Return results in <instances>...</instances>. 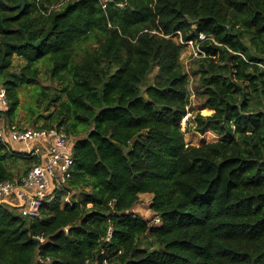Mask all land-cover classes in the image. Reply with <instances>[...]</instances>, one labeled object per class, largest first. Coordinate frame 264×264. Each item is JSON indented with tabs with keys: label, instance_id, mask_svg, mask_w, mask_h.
Here are the masks:
<instances>
[{
	"label": "trees",
	"instance_id": "16d2710c",
	"mask_svg": "<svg viewBox=\"0 0 264 264\" xmlns=\"http://www.w3.org/2000/svg\"><path fill=\"white\" fill-rule=\"evenodd\" d=\"M42 72L27 123L74 137L71 176L38 219L0 204V264H264V0H0L3 120ZM36 162L0 143V182Z\"/></svg>",
	"mask_w": 264,
	"mask_h": 264
},
{
	"label": "built area",
	"instance_id": "2783aa9c",
	"mask_svg": "<svg viewBox=\"0 0 264 264\" xmlns=\"http://www.w3.org/2000/svg\"><path fill=\"white\" fill-rule=\"evenodd\" d=\"M67 1V0H64ZM178 42L191 48L193 57L204 56L199 42L206 40L198 35L197 43L183 42L177 32ZM167 38V37H166ZM5 90L0 87V108L6 107ZM74 137L63 129L21 127L0 117V143L7 151L34 157L33 164L24 176L0 182V204H5L21 217L38 219L45 202H50L71 176ZM69 203V198H64ZM160 223L159 218L152 220Z\"/></svg>",
	"mask_w": 264,
	"mask_h": 264
},
{
	"label": "rangeland",
	"instance_id": "374dc122",
	"mask_svg": "<svg viewBox=\"0 0 264 264\" xmlns=\"http://www.w3.org/2000/svg\"><path fill=\"white\" fill-rule=\"evenodd\" d=\"M176 40H178L176 38ZM192 50L189 47H186L184 49V51L181 54L180 60L182 65L184 66V69L190 73V69H191V59L193 57L192 55ZM22 60L21 59H17L14 58L13 59V66L17 67L19 65L22 64ZM196 81L194 79L190 80V84H189V88H190V92L192 93V89L195 86ZM43 89L45 93H51L53 92V90H55V88H57L54 84H52L48 79H47V75L45 74V72H42L41 77L39 79V83L37 84L36 87H26V88H22L20 90L19 93V100H20V106L19 109L17 111L16 114V118L14 120V122H16L18 125H20L21 127H30V125L27 123V119L31 114H45V112L43 111L42 105L40 106V110L38 106L37 101L39 100V96L37 95L36 89ZM190 93V94H191ZM191 103H195L194 102V97L191 96ZM193 106V105H192ZM40 111V113H39ZM201 114L203 116H207L209 114H211V112L209 111H205L203 110L201 112ZM190 119V115H187L186 117H184L181 120V128L182 131L186 128L187 122ZM43 123V120H41L39 122V124ZM217 140V135L207 132L205 135H199L195 132H187L185 134L184 137V143L186 145H192V146H200L202 144H206V143H210V142H214ZM21 164V163H20ZM25 166H19V164L15 167V172L16 174H18L19 176L16 177H20L21 172L23 170ZM148 199L147 198H143V199H139L138 203L134 206L133 208V212L139 216H141L143 219L145 220H149L150 221V225L151 226H156V224L152 223V220L155 218L153 216V214L150 212L149 209V204H148Z\"/></svg>",
	"mask_w": 264,
	"mask_h": 264
},
{
	"label": "water",
	"instance_id": "95a60500",
	"mask_svg": "<svg viewBox=\"0 0 264 264\" xmlns=\"http://www.w3.org/2000/svg\"><path fill=\"white\" fill-rule=\"evenodd\" d=\"M1 2H2L7 8L15 9V8L19 7L20 5H22L20 11H22V9H23V4H22V3H20V4H15V5H9V4H6L4 1H1Z\"/></svg>",
	"mask_w": 264,
	"mask_h": 264
},
{
	"label": "crops",
	"instance_id": "0c3cea01",
	"mask_svg": "<svg viewBox=\"0 0 264 264\" xmlns=\"http://www.w3.org/2000/svg\"><path fill=\"white\" fill-rule=\"evenodd\" d=\"M205 111H208V110H205ZM209 112H211V111H209ZM145 199V198H147L149 201H148V204H150V202H151V198H152V196L151 195H140L139 196V199Z\"/></svg>",
	"mask_w": 264,
	"mask_h": 264
}]
</instances>
